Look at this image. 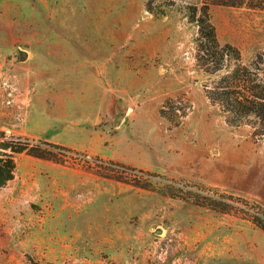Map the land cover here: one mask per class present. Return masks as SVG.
Segmentation results:
<instances>
[{"label": "rangeland", "instance_id": "374dc122", "mask_svg": "<svg viewBox=\"0 0 264 264\" xmlns=\"http://www.w3.org/2000/svg\"><path fill=\"white\" fill-rule=\"evenodd\" d=\"M203 4L0 0V157L47 156L13 155L0 264H264V135L230 78L264 82V10L210 5L213 42ZM112 97L132 106L121 126ZM211 133L220 153L191 167L165 150Z\"/></svg>", "mask_w": 264, "mask_h": 264}, {"label": "trees", "instance_id": "16d2710c", "mask_svg": "<svg viewBox=\"0 0 264 264\" xmlns=\"http://www.w3.org/2000/svg\"><path fill=\"white\" fill-rule=\"evenodd\" d=\"M210 5L218 6H228V7H240L247 6L249 8H259L264 10V0H204L202 15L196 22L200 26V32L205 36H209L213 42H215L214 29L212 24L209 22L208 11ZM231 50L229 47L226 48L225 52ZM235 52V51H234ZM236 54V53H235ZM237 55V54H236ZM243 70L236 68L231 77L234 80H239L243 82L244 90H238L236 97H234V108L236 112L240 115L244 114H254L261 124V130L259 135H264V82L259 80V82L252 84L251 79L246 77L242 73ZM226 87V86H225ZM229 94H233V91L226 89L222 92L219 97L226 98ZM217 97V98H219ZM215 100V99H214ZM229 110V109H227ZM48 147L60 148L57 145L46 143ZM2 148L9 149V153H3L0 157V187L6 184L13 176V169L15 167L13 155L22 153L24 151L29 152L36 157H47L45 151L41 150L39 146H29L28 143H23L20 141L10 142L4 145ZM45 150V149H44ZM264 228V225H261Z\"/></svg>", "mask_w": 264, "mask_h": 264}, {"label": "crops", "instance_id": "0c3cea01", "mask_svg": "<svg viewBox=\"0 0 264 264\" xmlns=\"http://www.w3.org/2000/svg\"><path fill=\"white\" fill-rule=\"evenodd\" d=\"M108 96L109 95H107V97ZM127 111L133 112L132 111V106L128 105ZM127 111H126V113H127ZM124 118H125V116H124ZM121 125H122V123L120 122L119 126H121ZM194 136L195 135L192 133V135L189 138L193 139ZM183 138L185 139V137L182 136V139ZM206 140H207V144L205 145L204 143H201L200 144L201 148H200L199 145L193 146V145H191L189 143L186 144L187 142H184L183 145H179V146H177V145L170 146L169 145V147H167L165 150L168 151L169 150L168 148H170L172 151H174L173 153L167 152V153H169L170 157H172L173 160L174 159L177 160L178 158H186V159H188L189 162L187 164L191 167L194 164V162H197V158L201 155L202 152L204 153V150L207 149V148L211 152H213L215 150L217 152V154L220 153L221 148H220L219 145H217V143H216L217 140L215 139V135L213 133H211L210 135L207 134V139ZM120 143L123 144V141H120ZM176 143H178V141ZM131 147H132L131 143L127 142L126 143V148L128 150H130ZM158 151H159V155H160V156L158 155V157H159L158 159L161 162V159L163 158V152L159 148H158ZM170 165L172 167H174L175 163L170 161ZM174 170H176V172L172 173L174 176L181 177L180 175H184L180 171V169L175 168ZM184 177H186V176L184 175Z\"/></svg>", "mask_w": 264, "mask_h": 264}, {"label": "water", "instance_id": "95a60500", "mask_svg": "<svg viewBox=\"0 0 264 264\" xmlns=\"http://www.w3.org/2000/svg\"><path fill=\"white\" fill-rule=\"evenodd\" d=\"M26 57V53L24 51H21L19 53L20 60L24 59ZM105 111L109 118L111 119V123L113 126H118L120 121L124 118L127 107L120 104L118 99L115 97H112L108 104H106Z\"/></svg>", "mask_w": 264, "mask_h": 264}]
</instances>
